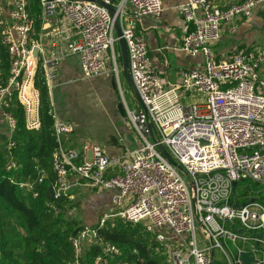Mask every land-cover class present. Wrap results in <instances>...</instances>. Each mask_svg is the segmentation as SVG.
I'll list each match as a JSON object with an SVG mask.
<instances>
[{"label":"built area","instance_id":"built-area-1","mask_svg":"<svg viewBox=\"0 0 264 264\" xmlns=\"http://www.w3.org/2000/svg\"><path fill=\"white\" fill-rule=\"evenodd\" d=\"M0 2L9 9L5 19L0 4L1 42L10 59L9 76L0 79V120L13 133L18 118L12 109L22 107L27 129H40L42 95L36 79L42 70L50 96L62 57L48 56L42 42H32L29 0ZM39 4L43 19L58 17L71 25L64 36V52L80 57L87 77L107 70L110 59L117 75L121 53L115 46L123 38L142 102L141 109L128 110L142 144L118 158L96 142H86L80 149L67 147L65 136L75 128L58 116L51 102L58 143L52 154L53 176L40 169L33 179L16 183L34 198L38 187L48 184L54 198L66 197L71 204L77 203L75 187L113 192L110 213L97 226L85 224L70 238L74 264H79L86 242L101 244L110 254L117 251L100 235L111 217L142 224L155 235L157 250L163 249L171 264H244L243 253L253 256L250 264H264V51L241 50L217 61L212 50L226 24L264 11V0H242L228 7L214 0L179 5L186 23L182 50L202 54L205 64L181 69L180 83L170 87L136 31L143 16L162 21L163 0H39ZM106 5L113 7L114 15ZM197 93L202 101H183V94ZM160 145L178 167L162 155ZM244 181L254 182L258 189H246L241 186ZM190 182L196 187V205Z\"/></svg>","mask_w":264,"mask_h":264},{"label":"crops","instance_id":"crops-1","mask_svg":"<svg viewBox=\"0 0 264 264\" xmlns=\"http://www.w3.org/2000/svg\"><path fill=\"white\" fill-rule=\"evenodd\" d=\"M186 1L163 0L164 11L160 23L151 16H143L136 25L137 33L147 43L152 63L156 65L167 87L180 83L181 69L202 68L205 64L202 54L192 56L182 50L186 23L178 6ZM214 1L221 7H228L242 0ZM0 4L3 6L2 16L5 19L9 18V9L4 3L0 2ZM70 29L71 25L67 21L58 17L43 19L40 13L36 21L34 18L31 35L32 42L43 43L44 51L48 56L62 57L59 77L50 99L58 116L75 128L73 133L65 136V145L80 149L86 142H96L106 147L113 158L125 156L128 151L142 144L139 134L128 119V110L141 109L142 102L135 95L126 77L121 43L115 46V52L121 53L116 61L117 75L113 71L115 64L110 59L107 70L96 76L87 77L82 70L80 57L64 52L66 45L64 36ZM260 46H264L262 9L250 18H238L226 24L220 41L212 46V50L217 61H224L238 51L256 49ZM115 75L118 78L116 89L112 84V77ZM0 79L3 80L2 77ZM200 100H203V96L198 93L193 97L183 94L185 102ZM121 102L124 107L123 113L119 109ZM3 129L11 136L8 129ZM74 192L77 200L92 198L94 208L106 195L109 206L112 207V191L99 189L92 191V189L75 187ZM84 224L88 223L84 222Z\"/></svg>","mask_w":264,"mask_h":264},{"label":"trees","instance_id":"trees-1","mask_svg":"<svg viewBox=\"0 0 264 264\" xmlns=\"http://www.w3.org/2000/svg\"><path fill=\"white\" fill-rule=\"evenodd\" d=\"M29 9L36 21L40 16L39 0H29ZM1 37L2 27L0 77L6 80L10 59ZM36 85L42 95L40 129H27L22 107L12 109L18 126L11 136L7 130H2L7 127L0 120V264H74L75 252L70 238L83 226L69 215L75 205L66 197L54 198L48 184L38 187L37 198L16 184L33 179L40 169L49 170L53 176L52 154L58 143L42 70H39ZM110 220L106 221L100 235L105 242L114 244L117 251L107 253L101 244L83 246L79 264H171L165 251L157 250L160 244L155 235L142 224L125 222L118 217Z\"/></svg>","mask_w":264,"mask_h":264},{"label":"rangeland","instance_id":"rangeland-1","mask_svg":"<svg viewBox=\"0 0 264 264\" xmlns=\"http://www.w3.org/2000/svg\"><path fill=\"white\" fill-rule=\"evenodd\" d=\"M119 43H117L118 45ZM116 45V46H117ZM262 51H264V46H260V48ZM181 171V173L184 175V177L188 180V178L186 177V175L183 173V171L181 169H179ZM241 186L245 187L248 190L251 189H258V186L252 182V181H244L241 183ZM93 191V190H92ZM91 194V193H88ZM93 199L92 198H81V200H77V205L76 203L74 204L75 209L71 212V219H75L77 218V220L79 221L78 223L80 224V226L84 225V222L88 223L86 225L89 226H97L98 223L100 222L101 218L104 216V214H109L110 213V206H109V202H108V198L103 197L102 199L99 200V203L97 204V206L94 208L93 206ZM107 202V203H106ZM88 206V208H87ZM80 217V218H79ZM82 218V220H81ZM115 218L117 217H111L110 221H113ZM92 245V244H91ZM90 246V244H88V242L84 243V247H88ZM115 255H111V257H114Z\"/></svg>","mask_w":264,"mask_h":264},{"label":"water","instance_id":"water-1","mask_svg":"<svg viewBox=\"0 0 264 264\" xmlns=\"http://www.w3.org/2000/svg\"><path fill=\"white\" fill-rule=\"evenodd\" d=\"M106 7L108 8V10L110 11V13L112 15H114V9L112 6L110 5H106ZM116 31H117V34L118 36L120 37L121 36V30H120V27H119V24L118 22H116ZM119 43H121V46H122V52H123V57H124V63H125V73H126V77L131 85V87L133 88L134 90V93L135 95L138 97V99L141 101V98H140V95L136 89V86L132 80V77H131V74H130V69H129V56H128V51H127V46H126V42L123 38H120L119 40ZM116 77L113 76L112 77V84H113V87L116 89L117 88V85H116ZM123 103L121 102L119 104V109L120 111H122L123 113ZM159 149H160V152L162 153V155L170 162L172 163L173 165L177 166L178 167V164L174 161V159L172 158V156L170 155V153L167 151V149L163 146V145H160L159 146ZM237 185V182L234 183V186ZM190 189H191V194H192V199H193V203L194 205H196V187L194 185V182H190ZM50 191H51V195L54 196V191L52 189V187H50ZM200 228H202V225L199 224ZM242 261L244 264H250V262L252 261L253 259V256H251L249 253H243L242 254Z\"/></svg>","mask_w":264,"mask_h":264}]
</instances>
